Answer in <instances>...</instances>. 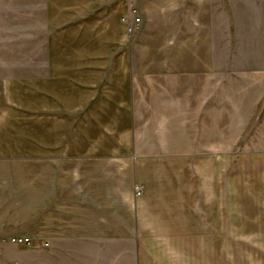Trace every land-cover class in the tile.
Wrapping results in <instances>:
<instances>
[{
	"label": "crops",
	"instance_id": "crops-1",
	"mask_svg": "<svg viewBox=\"0 0 264 264\" xmlns=\"http://www.w3.org/2000/svg\"><path fill=\"white\" fill-rule=\"evenodd\" d=\"M22 1L43 63L0 80V235L48 243L42 264H122L127 242L165 264L219 205L264 220V67L225 65L213 0Z\"/></svg>",
	"mask_w": 264,
	"mask_h": 264
},
{
	"label": "rangeland",
	"instance_id": "rangeland-1",
	"mask_svg": "<svg viewBox=\"0 0 264 264\" xmlns=\"http://www.w3.org/2000/svg\"><path fill=\"white\" fill-rule=\"evenodd\" d=\"M213 4L215 44L225 57V65L264 67V0H213ZM27 6L22 0H0L1 81L25 80L42 68L44 39L39 37L43 33L39 7ZM22 85L17 83L16 90ZM232 182L228 179L226 183ZM260 207L231 202L219 205L218 220L206 221L213 233L192 238L190 246L186 243L156 253L165 264H264V220L248 219L262 215ZM13 239L29 242H12ZM47 246L37 237L1 234L0 264H42V250ZM119 247L121 263L132 264L133 244L127 242Z\"/></svg>",
	"mask_w": 264,
	"mask_h": 264
},
{
	"label": "built area",
	"instance_id": "built-area-1",
	"mask_svg": "<svg viewBox=\"0 0 264 264\" xmlns=\"http://www.w3.org/2000/svg\"><path fill=\"white\" fill-rule=\"evenodd\" d=\"M139 21H140V19L138 18V17H136L135 19H134V23L135 24H138L139 23ZM133 31V28H129V32H132ZM25 242V243H27V242H29V240L28 239H13L12 240V242Z\"/></svg>",
	"mask_w": 264,
	"mask_h": 264
}]
</instances>
